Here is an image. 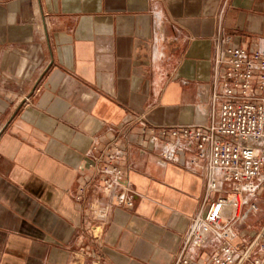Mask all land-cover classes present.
<instances>
[{"label": "crops", "instance_id": "1", "mask_svg": "<svg viewBox=\"0 0 264 264\" xmlns=\"http://www.w3.org/2000/svg\"><path fill=\"white\" fill-rule=\"evenodd\" d=\"M217 39L264 48V0H0V264H174L205 208L192 153L142 150L150 131L134 124L121 140L134 207L97 228L75 196L132 117L153 129L211 122ZM255 202L249 230L232 226L247 241L263 229L264 190Z\"/></svg>", "mask_w": 264, "mask_h": 264}, {"label": "built area", "instance_id": "2", "mask_svg": "<svg viewBox=\"0 0 264 264\" xmlns=\"http://www.w3.org/2000/svg\"><path fill=\"white\" fill-rule=\"evenodd\" d=\"M214 69L219 89L213 99L220 105L209 124L153 129L143 117H132L112 132L86 167L90 179L75 198L97 228L108 224L115 207H134L136 193L121 140L126 129L139 124L150 131L148 142L139 144L142 150L160 144L162 156L172 162L189 152L193 164L202 162L205 170V208L192 218L174 264H264V226L249 241L246 233L237 235L232 229L239 224L249 230V219L260 212L255 199L264 190V48L232 47L217 39ZM221 182L232 184L235 198H229ZM246 204L247 209L235 215ZM209 244L217 245L215 253L193 257V248Z\"/></svg>", "mask_w": 264, "mask_h": 264}]
</instances>
